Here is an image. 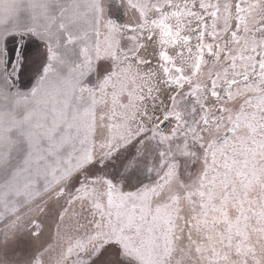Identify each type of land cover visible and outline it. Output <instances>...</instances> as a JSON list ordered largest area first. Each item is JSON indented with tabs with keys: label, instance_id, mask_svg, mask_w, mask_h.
Listing matches in <instances>:
<instances>
[{
	"label": "snow or ice",
	"instance_id": "snow-or-ice-1",
	"mask_svg": "<svg viewBox=\"0 0 264 264\" xmlns=\"http://www.w3.org/2000/svg\"><path fill=\"white\" fill-rule=\"evenodd\" d=\"M0 264H264V0H0Z\"/></svg>",
	"mask_w": 264,
	"mask_h": 264
},
{
	"label": "rangeland",
	"instance_id": "rangeland-1",
	"mask_svg": "<svg viewBox=\"0 0 264 264\" xmlns=\"http://www.w3.org/2000/svg\"><path fill=\"white\" fill-rule=\"evenodd\" d=\"M38 218L45 222L44 227H45V232L46 233L48 232L49 229H51L54 232L55 222H54V218L51 217V214H48L47 216H44V217H38ZM26 245H27V241H22L21 246L23 247V246H26Z\"/></svg>",
	"mask_w": 264,
	"mask_h": 264
}]
</instances>
